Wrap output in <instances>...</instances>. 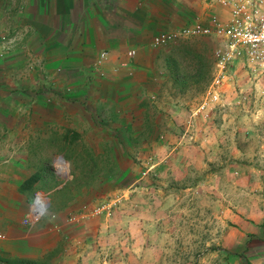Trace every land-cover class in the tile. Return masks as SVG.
<instances>
[{
  "label": "crops",
  "instance_id": "obj_1",
  "mask_svg": "<svg viewBox=\"0 0 264 264\" xmlns=\"http://www.w3.org/2000/svg\"><path fill=\"white\" fill-rule=\"evenodd\" d=\"M213 14L227 11L214 0H0V232L6 235L0 264H88L85 239L97 217L73 216L102 194L109 177L100 174V162L83 157L116 156L123 135L146 149L159 143L158 135L170 143L176 125L198 119L195 108L216 68L208 41L205 51L172 58V47H155L153 38L197 22L210 25ZM200 57L202 81L191 63ZM59 142L72 150L58 170L71 173L62 184L51 181L47 164L59 155ZM36 191L49 196L50 212L25 224Z\"/></svg>",
  "mask_w": 264,
  "mask_h": 264
},
{
  "label": "rangeland",
  "instance_id": "obj_2",
  "mask_svg": "<svg viewBox=\"0 0 264 264\" xmlns=\"http://www.w3.org/2000/svg\"><path fill=\"white\" fill-rule=\"evenodd\" d=\"M207 41L212 54L224 44L218 37L189 45L205 51ZM221 97L171 129L180 142L158 135L159 146L146 149L123 135L116 156L83 157L109 176L73 216L97 217L85 239L88 264H264V69L236 60ZM57 151L47 164L51 181L62 184L71 173L53 165L72 150L59 142ZM118 160L121 171L111 175Z\"/></svg>",
  "mask_w": 264,
  "mask_h": 264
},
{
  "label": "built area",
  "instance_id": "obj_3",
  "mask_svg": "<svg viewBox=\"0 0 264 264\" xmlns=\"http://www.w3.org/2000/svg\"><path fill=\"white\" fill-rule=\"evenodd\" d=\"M214 1L227 11L226 16L213 14L210 17V25L197 22L192 26L159 33L153 38L155 47L167 46L191 36L214 35L224 39V44L214 51L215 73L201 104L194 111L195 114L206 111L209 105L221 103V88L227 79L230 65L236 60H243L255 69H264V0ZM135 53V50L128 52L129 56ZM107 54L106 51L102 52L99 62L103 61ZM50 208L49 196L42 191H36L23 222L30 224L39 221L50 212ZM96 211L99 212L100 208ZM5 238L6 235L0 232V240Z\"/></svg>",
  "mask_w": 264,
  "mask_h": 264
},
{
  "label": "trees",
  "instance_id": "obj_4",
  "mask_svg": "<svg viewBox=\"0 0 264 264\" xmlns=\"http://www.w3.org/2000/svg\"><path fill=\"white\" fill-rule=\"evenodd\" d=\"M180 41V40H179ZM179 41H177V42H175V43H172V44H170V45H167V47H172L170 50H171V56L173 55V54H176V53H180V52H184V53H195V52H198V51H196V48H194V47H192L191 45H189V44H179L178 42ZM175 45V46H174ZM202 57H204V58H207L206 56H202ZM202 57H200L197 61H191V63L193 64V65H195V66H197V76H198V80L199 81H202V80H205V78H206V76L204 75L205 74V68H206V65H205V60L202 58ZM172 58H174L173 56H172ZM174 61V63L175 64H178L177 62H176V60H173ZM67 164V162L62 158L61 160H58V162H55V164L53 165L54 167H56L57 166V169H55L56 171H58L60 168H62L63 167V165H66ZM62 172V171H61ZM111 175H115L114 174V172H112V174ZM37 174H35L33 177H31L29 180H27V182H26V184H25V187H30L31 185H32V183L34 182V180H36V178H37ZM91 176H94V175H91ZM106 176V175H105ZM106 177H109V176H106ZM34 193V192H33ZM242 259H245L246 260V255H245V253L243 252V253H240V254H238Z\"/></svg>",
  "mask_w": 264,
  "mask_h": 264
}]
</instances>
